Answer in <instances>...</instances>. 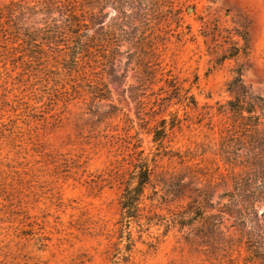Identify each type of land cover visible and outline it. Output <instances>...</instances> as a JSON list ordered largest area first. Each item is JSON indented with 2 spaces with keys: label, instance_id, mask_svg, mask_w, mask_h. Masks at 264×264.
Masks as SVG:
<instances>
[{
  "label": "rangeland",
  "instance_id": "rangeland-1",
  "mask_svg": "<svg viewBox=\"0 0 264 264\" xmlns=\"http://www.w3.org/2000/svg\"><path fill=\"white\" fill-rule=\"evenodd\" d=\"M38 1L0 0V264H208L200 223L179 218L196 194L215 204L230 187L219 175L224 104L238 70L264 96V0H127L124 25L154 44L151 66L124 44L119 62L96 54L78 72L4 35L7 7ZM103 13L110 24L114 0ZM165 79L191 87L197 109L165 99ZM162 119L175 125L152 141ZM135 150L152 174L140 217L125 225L119 197ZM222 222L235 237L232 219Z\"/></svg>",
  "mask_w": 264,
  "mask_h": 264
},
{
  "label": "trees",
  "instance_id": "trees-1",
  "mask_svg": "<svg viewBox=\"0 0 264 264\" xmlns=\"http://www.w3.org/2000/svg\"><path fill=\"white\" fill-rule=\"evenodd\" d=\"M110 1L39 0L31 6L14 3L6 9L4 35L9 36L11 43L20 45L26 56L37 61L48 53L54 54L70 72L90 67L96 54L109 58L110 63L119 62L116 57L124 44L128 46L127 51L132 49L128 52L132 62L148 68L154 44L127 29L137 25H124L134 17V13H128L123 7L127 0H114L117 16L110 24H104L103 7ZM164 85L170 88L165 99H175L177 104L197 109L198 101L190 92L191 87L184 89L167 79ZM228 90L231 98L225 102L224 110L230 113V122L223 124L220 148L225 173L219 175L230 181V187L218 195L215 204L209 202L207 192L203 196L206 207L203 201L200 204L197 200L201 195L196 194L187 203L179 223L182 226L200 223L198 236L210 253L206 259L208 264H264V96L243 84L239 70ZM100 91L99 88V96L103 97ZM222 106L218 105L217 113L222 112ZM173 123L167 124L162 119L160 128L152 131V141L165 137L166 131L174 127ZM134 153L137 157L133 174L119 197L120 222L125 225L140 217V204L152 174L149 161L142 156L143 150ZM214 208L217 213H208V209ZM223 216L232 219L229 227H235V237H224L227 229H220Z\"/></svg>",
  "mask_w": 264,
  "mask_h": 264
}]
</instances>
